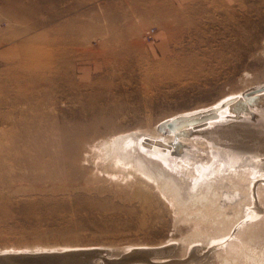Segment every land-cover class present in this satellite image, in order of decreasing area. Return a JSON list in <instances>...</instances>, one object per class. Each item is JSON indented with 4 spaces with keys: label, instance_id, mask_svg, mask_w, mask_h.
I'll use <instances>...</instances> for the list:
<instances>
[{
    "label": "rangeland",
    "instance_id": "374dc122",
    "mask_svg": "<svg viewBox=\"0 0 264 264\" xmlns=\"http://www.w3.org/2000/svg\"><path fill=\"white\" fill-rule=\"evenodd\" d=\"M12 1L0 0V254L98 251L92 264H121L139 247L167 249L164 258L153 256L157 264H254V256L264 264V218L229 241L232 222L218 226L206 211L178 210L163 182L104 154L120 136L167 137L159 125L168 118L264 85V0H208L201 8L167 0ZM148 28L155 34L145 43ZM21 50L36 54L21 59ZM199 147L182 162L199 155L210 165L213 149ZM190 170L187 192L195 195L214 168L201 177ZM227 182L215 185L223 202L234 192Z\"/></svg>",
    "mask_w": 264,
    "mask_h": 264
},
{
    "label": "bare ground",
    "instance_id": "6f19581e",
    "mask_svg": "<svg viewBox=\"0 0 264 264\" xmlns=\"http://www.w3.org/2000/svg\"><path fill=\"white\" fill-rule=\"evenodd\" d=\"M18 1L19 0H14L10 2L9 4H11L12 6H16V3H18ZM43 8L44 9L42 10H45L47 7H43ZM19 11L21 12L22 15L26 14L24 11L23 12L21 10ZM42 39L38 38L37 40H42ZM35 54L36 52H33V51L21 50L19 53V57L21 59L22 57L33 58ZM162 125L164 127L163 129H165V134L163 133V135L168 134L167 137H160L157 135L150 136L147 134H141V135L140 134L138 135L130 134V135L122 136V137L120 136L114 141H112V143H110L109 145L108 143H106V145H108V148L104 147V152H105L104 154L108 156L107 158L112 159L111 161L114 160L116 162V165H118L117 162L119 163L120 161H124V163L127 162V164L131 162L130 165L134 167V169L135 168H137V170L140 169L139 172H142L147 177V180L149 179V181L152 180V181H161V183L163 182L162 184L164 188H161V189H163V191L166 190V192L170 195V197L173 198L174 201L171 199L172 203L173 202L174 204L175 202L177 203L178 210H179V207L181 208L183 207V209L184 208L190 209V207H192L193 210L195 209L194 213L190 212L186 214L187 216L189 214L188 216L189 218L192 213L197 214L198 216L200 215V212L202 213L203 211H206L207 213H210L208 215H215V218L218 219V221L219 220L221 221V222H217L218 226H221L224 224L227 225V222L231 224L232 222L233 224L231 225V227L227 225L228 227H230V230L227 233L228 235L226 238L229 241L231 240V238L233 240L234 234L236 235L235 232H238V231L242 232V230H245V228L249 227L250 225L251 227H253V229H255L254 226H258L259 223L258 224L255 223L254 225L253 222L258 221L259 218H264V85H259L258 87L254 88L253 91L247 94L238 93V94L228 95L225 99L221 100L220 102H218L217 104L211 107L202 108V109H198L192 112H187V113H182L180 115L172 116L168 118V121L160 124L159 126H162ZM185 136H194V138L196 137H200V138L189 140V139H186ZM210 144L212 145V147H210ZM193 145H197V146L201 145L202 147H199L200 149L204 148L208 151L213 149V153L210 152V155H209V158H211L210 165L207 162V160L199 161L200 160L199 155L195 156V158L190 160V162L188 161L190 165H188L187 163L184 164L183 162L185 161L182 162V160H186L188 158V153L190 152L188 148H193ZM99 150H102V149L100 148ZM124 153L127 156L129 155L130 159H128L129 157H126ZM104 154L103 156H105ZM131 157H134V158H131ZM111 161L109 160L110 163ZM194 164L195 166H193ZM113 165H115L114 162H113ZM122 167L124 166L122 165ZM190 168H193V170L200 173L198 174L200 175L198 177H201L202 175L210 173L211 170H213L214 168L213 180H210V181L207 180L205 181V183L200 184L199 189H197L198 190L197 194L195 195H190L187 192L188 191L187 186L188 185L191 186L192 182L187 184V182L185 181V178L189 177L191 179L194 176ZM178 169L183 175H181V177L178 178L179 180L176 181L177 177L176 176L172 177L170 174ZM129 170H131V167ZM226 170L228 171V173H225ZM135 173H138V172H135ZM228 180L232 182L231 184L232 186H230V188H232L234 192L232 195H229L230 196L228 198L229 200H225L223 202V197L222 198L219 197L218 193L215 190V185L220 184V181L221 182L223 181L225 183V181L227 182ZM242 181H245L246 183V185L244 184L245 185L244 187L242 185L243 183ZM161 189L159 187L160 191ZM163 191H161L162 192L161 194H166V193H163ZM221 193L222 195L225 194L223 192ZM170 197L168 199H170ZM145 199L144 201H146ZM219 201H222V202H220L218 205ZM227 201L228 203H226ZM227 207L232 208L231 211H233V216H230L229 213L226 212ZM185 211L187 212V210ZM193 220H195L194 217H193ZM196 220L198 219L196 218ZM200 221L201 219L198 221L199 227H200L199 225ZM213 221L216 222V220L214 219ZM186 222L188 221L186 220ZM260 231L262 232V230ZM260 231L256 230V232L259 234V237H261ZM218 232H219V229H218ZM224 233L226 234V232ZM193 234L191 236H193ZM194 235H197V233H195ZM199 235L201 236V233ZM246 236L244 235V237ZM193 237L197 238L198 236L197 237L193 236ZM221 237H222V234H221ZM228 240L227 242L226 241L224 242L228 243ZM183 242H185V240ZM243 243L245 242H242L241 244ZM222 245L224 248L225 244L222 243ZM133 247L135 248L137 246H133ZM138 248H137V251L134 252L133 255L130 254V256H126L125 259H123L124 262L121 264H157L156 261H151L153 256L164 254L162 256L164 258V256H166V253L168 254L169 252L167 249L161 252L160 250H157V249L153 250L151 248H145V249H138ZM227 248H229V246ZM233 248L234 247H232V249ZM73 249H71L70 251H73ZM218 249H220V252H221V248H218ZM68 250L69 249L64 250V251H68ZM129 250H127V253H129ZM235 251H237L240 257L242 256L241 254L243 253L242 250L240 252L238 250H235ZM75 252L76 251H74V253L67 252L66 256H64L65 255L64 253H63L64 255H61L60 252L51 253L52 255H48L47 252L40 253V254H38V252H34L36 254H33V255L26 254L27 256L26 255L22 256V254L24 253L21 254L20 252L17 254H14V253L4 254L3 253V254H0V264H76L77 262L79 263V259L82 257L84 259L83 260L80 259V260L81 262L83 261L82 262L83 264H92L91 260L93 261V259H95V258L92 259V257H95L94 253L98 251H95V252L92 251L91 254L89 252L87 253L88 255L86 254V256H83L84 254H80L79 257L77 253ZM108 252H110V250ZM108 252L106 253L108 254ZM28 253H33V252H28ZM113 253L111 252V254L114 257ZM224 253H227V252H224ZM184 255H185V252H184ZM231 256L233 257V255ZM231 256H230V260H231ZM119 257L120 255L115 258H119ZM223 258H225V256ZM187 260L188 262L189 260L191 261L190 258ZM195 260L196 259H194V261ZM174 261L176 260L174 259ZM183 261H186V259ZM249 261L248 263L247 262L246 263L249 264ZM238 262L239 264L241 263L240 260ZM252 262L254 264H258V259L254 256L252 257ZM96 264H100V262H96Z\"/></svg>",
    "mask_w": 264,
    "mask_h": 264
},
{
    "label": "crops",
    "instance_id": "0c3cea01",
    "mask_svg": "<svg viewBox=\"0 0 264 264\" xmlns=\"http://www.w3.org/2000/svg\"><path fill=\"white\" fill-rule=\"evenodd\" d=\"M177 1L179 3H186V2L192 3V4H195L197 7H200V8H201V5H205L208 3V0H167V3L169 2V3L173 4V2H177ZM219 1H221V3L227 2L226 0H219ZM152 11H154V10H152ZM167 12H172V10L168 9ZM168 29L173 30L172 27L168 28Z\"/></svg>",
    "mask_w": 264,
    "mask_h": 264
},
{
    "label": "built area",
    "instance_id": "2783aa9c",
    "mask_svg": "<svg viewBox=\"0 0 264 264\" xmlns=\"http://www.w3.org/2000/svg\"><path fill=\"white\" fill-rule=\"evenodd\" d=\"M154 34H155L154 29H153V28H148V29H146L145 32L143 33V35H142V40H143L145 43H149V42L152 41Z\"/></svg>",
    "mask_w": 264,
    "mask_h": 264
},
{
    "label": "water",
    "instance_id": "95a60500",
    "mask_svg": "<svg viewBox=\"0 0 264 264\" xmlns=\"http://www.w3.org/2000/svg\"><path fill=\"white\" fill-rule=\"evenodd\" d=\"M162 124V123H161Z\"/></svg>",
    "mask_w": 264,
    "mask_h": 264
}]
</instances>
